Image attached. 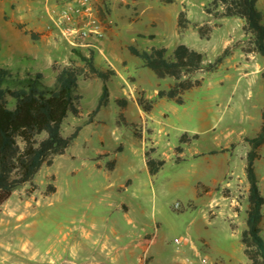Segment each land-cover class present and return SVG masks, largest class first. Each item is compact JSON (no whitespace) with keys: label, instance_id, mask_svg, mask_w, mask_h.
<instances>
[{"label":"rangeland","instance_id":"rangeland-1","mask_svg":"<svg viewBox=\"0 0 264 264\" xmlns=\"http://www.w3.org/2000/svg\"><path fill=\"white\" fill-rule=\"evenodd\" d=\"M210 2L89 0L90 13L84 17L77 0H0V67H15L27 58L28 66L40 72L43 82L50 85L56 74L53 66H82L74 52L79 51L92 54L98 68H110L118 74L108 84L107 106L95 115L96 121L95 116L91 117L94 122L88 125L83 124L95 108L101 83L79 79L81 117L68 115L61 127L62 136H68L75 127L82 126L77 137L64 154L53 158L51 166L43 165L31 182L17 188L0 208V264H46L42 260L48 258L79 262L81 255L91 252L88 242L109 234V223L116 218L117 213L109 215L108 203L112 200L105 190L113 192L111 198L116 203L122 201L133 208L140 205L146 231L158 233V241L169 253L186 251L184 242L188 238L200 254L188 255L191 264H250L239 240L246 219L245 182L237 179L231 190L222 187L231 179L225 177L204 198L195 197V188L198 182L207 183L217 173L206 165V160L217 164L224 152L210 151L225 145V152L235 149L237 157L245 158L249 145L243 139L253 136L264 101V57L241 52L247 38L241 30L242 22L233 17L213 19L205 13ZM256 5L264 15V0ZM180 11L190 22L181 36L176 32ZM195 25L210 28L208 39L198 37ZM65 28L92 32L86 38L78 35L71 39L63 35ZM178 44L201 53L204 65L228 47L226 58L230 62L216 72H197L194 78L202 79L201 85L184 93L183 105L170 103L175 110L166 111L164 122L170 132L167 138L158 140L159 152L170 153L172 146L179 145L177 139L182 133L197 132L199 136L181 145L178 163L174 151L173 161L165 157L158 177L150 181L140 150L143 142L146 150L152 148L147 137L150 129H142L135 103L140 94L166 89L173 81L158 80L142 68L127 47L165 48L170 54ZM23 63L27 64L26 59ZM225 76L242 78L234 84ZM115 97L129 102L123 114L140 132V139L132 136L130 128L116 123ZM162 109L159 106L155 112ZM226 128L237 132L232 143L218 137ZM258 152L262 159H257L254 166L264 197V147ZM95 161L105 164L106 171L109 161H116L117 167L111 174L103 173L93 167ZM127 178L133 182L132 190L143 188L144 196L122 193L129 184ZM49 186L54 187L53 193H48ZM175 203L180 209L173 208ZM212 220L217 224L207 223ZM139 222L143 223L134 220L137 229L142 227ZM120 226L129 230L135 227L125 222ZM261 236L264 240V215Z\"/></svg>","mask_w":264,"mask_h":264},{"label":"trees","instance_id":"trees-1","mask_svg":"<svg viewBox=\"0 0 264 264\" xmlns=\"http://www.w3.org/2000/svg\"><path fill=\"white\" fill-rule=\"evenodd\" d=\"M171 4L173 0H159ZM257 0H211L210 8L205 10L213 19L233 17L242 22L241 30L247 37L241 45L243 54H256L264 57V15L257 8ZM190 25L185 13L180 11L176 21V32L181 36ZM200 39H208L209 27L194 26ZM128 53L141 62L142 68L151 71L159 79L173 81L166 89H159L155 99H146L140 94L136 103L141 110L149 113L156 99H166L177 105L184 104L185 92L201 85L202 79L194 78L197 72H216L228 56L226 47L212 62L204 65L201 53L184 44H178L170 54L165 48L142 50L134 45L127 47ZM82 66L73 63L59 68L52 84L43 82L42 74L34 71L27 58H23L15 67H0V208L11 194L20 186L30 183L43 165L51 166L53 158L64 154L77 137L82 126L75 127L68 136H62L61 127L68 115L80 118L78 81L97 79L101 83L100 93L95 108L83 125L91 124L97 112L106 107L109 101L108 84L115 76L110 68H98L92 54L88 56L74 51ZM26 59L27 64L23 63ZM118 108L116 123L131 129L132 136L140 139V132L134 124L128 122L123 114L127 100H114ZM198 135L183 133L179 145L174 148L177 155L182 153L181 145L197 140ZM249 150L245 155V179L248 184L246 192L245 228L240 232L243 254L250 264H264V240L261 236L262 208L264 197L259 188L254 162L260 159L259 149L264 147V106L260 114V126L252 137L243 139ZM233 147V144L230 145ZM226 148L210 151L209 154L222 153ZM153 148L145 151V164L150 176L156 175L165 164L162 159L152 157ZM114 161H109L106 168L111 170ZM202 184H197V196ZM48 193L54 192L49 186Z\"/></svg>","mask_w":264,"mask_h":264},{"label":"crops","instance_id":"crops-1","mask_svg":"<svg viewBox=\"0 0 264 264\" xmlns=\"http://www.w3.org/2000/svg\"><path fill=\"white\" fill-rule=\"evenodd\" d=\"M229 62H230L229 58H225L222 65L224 66ZM116 76H118L117 72H115V76L113 78H115ZM225 77L228 80H234V84L238 83L242 78L240 76L238 77L225 76ZM112 80L110 81V84L112 83ZM219 84L221 83L219 82ZM158 90L159 89L153 90V92H151L150 95L144 93V97L146 99H155ZM263 94H264V87H263ZM118 98H122V97H118ZM109 99H110V90H109ZM115 99H117V97H115L113 100ZM171 102L172 101L166 99H156L154 106L149 113H145L143 110H141V108H139L136 103L135 105L138 109L137 115L139 116V118H141L142 129L144 130L145 127L147 129H150V133L148 134L147 137L149 142L151 143V147L154 149V152L152 153V157L162 160H164V158L166 157L169 160L173 161V151L176 145L171 147L169 151L170 153H168L167 155L165 154L163 155V153L159 152V142H158V140H160L161 138H167L169 136V132H170L168 129L169 127L167 124H165L164 120L167 117V112H166L167 110H172V111L175 110L172 106H170ZM128 105L129 102L127 101L126 108L128 107ZM159 106H161L163 109L160 110L159 113H156L155 111ZM263 106H264V101H263V105L259 109V117ZM126 108L123 111V113L126 112ZM96 116L94 118V121H96ZM125 118L127 119V121L129 120L126 116ZM259 126H260V120L259 121L257 120L256 127L253 131V135L258 131ZM182 134L178 136V139ZM194 134L199 136L197 132L188 133L189 136H192ZM236 134L237 132H235L233 129L226 128L225 132L219 135L218 137L221 140L229 141L230 143H232L233 142L232 138L235 137ZM223 148H226V146L224 145ZM140 150L142 152L144 165L147 171V167L145 164L146 146L144 142L141 143ZM186 150L187 147L186 146L183 147V154ZM220 155L221 156L217 159L218 160L217 164H214L213 160H206L207 161L206 165L208 167H214L217 170V173L207 183H201L203 188H200L199 192L200 195L203 196V198L205 196H208L211 193V189L215 187L217 184L222 183L223 179L228 176H231V179L225 181L222 187H229L231 190H233L236 187L235 186L236 183L238 182L237 179H239V182H245L246 189L248 188L245 179V172H244L245 158L243 159L239 156L237 157L235 149L231 152H224L223 154ZM93 167L97 171L111 174L112 172L115 171L117 167V163L115 161L113 168L109 171H106L105 164H103L100 161H95ZM160 171L161 169L154 176H150L147 171L150 181H152V179H156ZM127 181L129 182V184L127 187L124 188L122 193L125 192L130 193V195L135 197L137 196L140 197V195L144 196L145 192L143 188L132 190L133 182L129 178L125 180V182ZM119 186H122V184H120ZM109 187L111 188L112 185L109 184ZM259 188L261 191V185H259ZM105 191H106V197H109V199L113 201V203L112 201H109L108 203L109 215H112L113 213H117L116 218H114V220H111L109 223V234L106 235L103 233V235H100L94 240H90L88 244L92 247L91 252L88 255H81L79 257V262L75 263L66 260L65 258L62 259L60 258L58 260L54 258H48L46 260H42L43 263L46 264H191L188 255H192L193 257L200 256L198 248L188 238H186L184 242V244L187 247L186 251L178 252V253L176 252L174 253V255L169 253L167 248L164 246V244L161 241H158L157 239L158 233L151 235L149 232L146 231V224L143 222V215L141 213L142 210L140 205L133 208L132 206H129L128 204L122 201L116 203L114 202V199L111 198L113 192L108 190ZM196 195H197V187L195 188V197ZM262 213H263V208H262ZM203 216L205 219H207L205 215ZM135 218L143 222V223L139 222L141 224L140 226H142L140 229H137L136 226L134 225V220H136ZM153 221H155V219ZM121 222H125L126 225H131L135 227L134 229L131 230L124 229L122 226H120ZM207 223L211 226L217 224L216 222H214V220L207 221ZM202 242L204 245L207 244V241L203 239ZM144 256H148L146 262L140 260V258ZM201 262H204V260L201 259Z\"/></svg>","mask_w":264,"mask_h":264},{"label":"built area","instance_id":"built-area-1","mask_svg":"<svg viewBox=\"0 0 264 264\" xmlns=\"http://www.w3.org/2000/svg\"><path fill=\"white\" fill-rule=\"evenodd\" d=\"M77 4H79L81 6V11L84 17L88 16V14L90 13V5H89V0H77ZM91 20V19H90ZM90 22H94V21H90ZM92 31L88 30V32H85L84 30L81 31H75L71 28H65L63 30V35L66 37H70L71 39L77 37L78 35L82 36L83 38H86L90 35ZM79 46H84V45H79ZM173 208L175 210L180 209V204L179 203H175L173 205ZM176 244H180L179 240H176ZM146 256L143 257V262L146 260L145 258Z\"/></svg>","mask_w":264,"mask_h":264}]
</instances>
